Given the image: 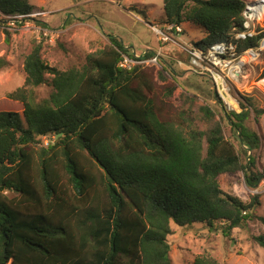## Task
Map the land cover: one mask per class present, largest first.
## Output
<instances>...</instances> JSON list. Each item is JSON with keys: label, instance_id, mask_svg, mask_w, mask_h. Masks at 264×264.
Here are the masks:
<instances>
[{"label": "trees", "instance_id": "16d2710c", "mask_svg": "<svg viewBox=\"0 0 264 264\" xmlns=\"http://www.w3.org/2000/svg\"><path fill=\"white\" fill-rule=\"evenodd\" d=\"M244 1L163 0V29L186 23L204 29L194 44L204 50L242 27ZM0 11L25 18L33 7L0 0ZM108 38L109 47L67 71L46 64L42 45H34L24 85L7 95L22 109L0 111V264H172V223H223L230 237L256 218L258 198L246 203L225 193L220 177L245 172L250 187L263 179L253 171L255 158L246 164L244 155L260 148L245 123L251 111L259 118L264 109L244 100L242 112L226 114L240 151L208 106L201 108L205 130L185 112L163 120L145 91L153 88L143 67L121 68L129 49ZM257 46L250 40L241 52ZM44 85L53 90L39 99ZM254 240L264 248V235ZM194 264L221 263L206 254Z\"/></svg>", "mask_w": 264, "mask_h": 264}, {"label": "rangeland", "instance_id": "374dc122", "mask_svg": "<svg viewBox=\"0 0 264 264\" xmlns=\"http://www.w3.org/2000/svg\"><path fill=\"white\" fill-rule=\"evenodd\" d=\"M27 1L33 11L25 18L0 11V111L22 109L21 104L8 100L7 95L24 85V61L34 45H42L46 64L67 71L82 68L89 54L110 46L108 36H113L131 53L159 54V65L143 67L142 72L153 88L151 92L145 91L157 101L163 120L170 121L185 112L190 124L205 130L201 108L208 106L216 114L215 119L222 121L226 137L240 151L241 144L226 114L233 110L242 112L239 103L244 100H249L257 109H264V78L261 77L264 51L249 55L246 51L251 48L241 52L239 44V57L233 64L238 75L232 78L226 72L220 85L212 76L183 70L177 63L189 58V46L206 36L204 29L186 23L182 25L183 32L176 34L173 41H160L153 27L163 28V0ZM52 90L44 85L36 94L43 99ZM226 95L239 107L231 106ZM245 124L259 135L261 144L256 152L244 155V162L247 164L248 158L254 157L253 171L261 173L263 179L256 187H250L242 172L221 176L220 185L225 193L246 203L257 197L255 220L248 229H234L230 237L224 236L223 223L215 228L203 224L182 228L172 223L173 232L167 238L172 264H194L198 256L206 254L221 264H264V248L254 240L264 235V115L257 118L251 111ZM43 142L47 145L49 141L44 138Z\"/></svg>", "mask_w": 264, "mask_h": 264}, {"label": "built area", "instance_id": "2783aa9c", "mask_svg": "<svg viewBox=\"0 0 264 264\" xmlns=\"http://www.w3.org/2000/svg\"><path fill=\"white\" fill-rule=\"evenodd\" d=\"M253 2L258 4L253 6ZM244 8L241 15L243 20L241 28L233 27L227 41L212 45L204 50L190 45L189 58L177 62L180 68L198 73V75L212 76L220 85L226 77V72L232 78H236L238 72L233 64L239 57V44L258 39L260 40L258 47L245 51L249 55H258L264 51V0H246ZM164 28L165 31L158 26L153 27L160 41L164 43L173 41L174 31L181 32V28L174 25H166ZM150 65H159V54L155 53L154 56L148 57L147 53L141 55L133 52L122 53L120 67L123 69L130 70L133 67H149Z\"/></svg>", "mask_w": 264, "mask_h": 264}, {"label": "bare ground", "instance_id": "6f19581e", "mask_svg": "<svg viewBox=\"0 0 264 264\" xmlns=\"http://www.w3.org/2000/svg\"><path fill=\"white\" fill-rule=\"evenodd\" d=\"M226 99L228 100L231 106L235 107V105H233L234 103L232 97L226 95Z\"/></svg>", "mask_w": 264, "mask_h": 264}, {"label": "clouds", "instance_id": "9594fccd", "mask_svg": "<svg viewBox=\"0 0 264 264\" xmlns=\"http://www.w3.org/2000/svg\"><path fill=\"white\" fill-rule=\"evenodd\" d=\"M245 1H246V0H245ZM245 1H244L243 3H245ZM244 9H245V8H244ZM243 11H244V10H243ZM242 13H243V12H242ZM175 27H180V28H181V32H183V30H184V29L182 28V26H175ZM174 32H175V31H174ZM176 34H178V32H175V33H174L173 38L175 37ZM250 48H252V47H250Z\"/></svg>", "mask_w": 264, "mask_h": 264}, {"label": "water", "instance_id": "95a60500", "mask_svg": "<svg viewBox=\"0 0 264 264\" xmlns=\"http://www.w3.org/2000/svg\"><path fill=\"white\" fill-rule=\"evenodd\" d=\"M257 4H258L257 2H253V3H252L253 6H255V5H257ZM235 107L238 108V107H239L238 104H235ZM237 112L240 113L241 111H240V110H237ZM59 136H60V135H59Z\"/></svg>", "mask_w": 264, "mask_h": 264}]
</instances>
